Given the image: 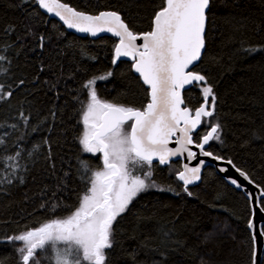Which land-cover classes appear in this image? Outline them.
<instances>
[{
  "label": "trees",
  "instance_id": "trees-1",
  "mask_svg": "<svg viewBox=\"0 0 264 264\" xmlns=\"http://www.w3.org/2000/svg\"><path fill=\"white\" fill-rule=\"evenodd\" d=\"M62 2L90 14L116 11L136 33L151 30L162 5V0ZM118 42L113 36L79 37L34 0H0V55L5 57L0 85L12 92L0 100V137L15 152L12 145L23 135L20 163L25 166L12 183L0 184V264H19L21 242L8 237L66 216L78 204L88 187L80 160L92 169L102 167L101 154L84 153L79 144L88 102L84 84L111 71L96 82L100 99L137 108L147 103L148 88L133 63L113 64ZM194 71L206 77L216 96L214 116L205 118L194 140L219 123L220 140H212L208 150L232 160L264 188V0H211L205 50ZM203 86L196 83L184 92L193 112L203 102ZM180 167L181 162L153 164L156 187L140 193L113 224L105 264H251L250 200L211 167L188 188L189 196L176 179ZM54 203L52 211L47 205Z\"/></svg>",
  "mask_w": 264,
  "mask_h": 264
},
{
  "label": "snow or ice",
  "instance_id": "snow-or-ice-1",
  "mask_svg": "<svg viewBox=\"0 0 264 264\" xmlns=\"http://www.w3.org/2000/svg\"><path fill=\"white\" fill-rule=\"evenodd\" d=\"M34 2L58 17L68 29L93 37L100 33L118 37L113 64L121 57L134 61L135 72L147 85L148 100L142 108H137L100 99L96 82L110 77L111 71L84 84L88 90V102L82 111L83 131L79 144L84 153L102 154V167L92 169L87 160H80L82 178L87 180L88 187L78 204L71 207L66 216L50 218L38 227L25 228L7 238L21 242L19 264H42V260H47L48 264H105L106 250L113 246V224L129 210V205L140 193L156 187L152 180L153 161L168 165L171 158L185 153L191 161L197 158L192 147L198 148L200 155L224 161L249 184L254 183L232 160H224L205 149L210 141L220 140L219 123L212 126L201 140L193 139V133L205 118L214 116L216 107V96L206 77L189 70L201 59L205 47L206 11L211 0H162L161 7L154 13L151 30L145 33L131 30L116 11L89 14L62 0ZM138 40L143 43L138 45ZM3 60L5 57L0 55V61ZM193 82H204L203 102L195 109L194 115L192 109L181 107L185 104L182 90ZM11 96L12 92H4L3 85H0V100ZM20 115L23 117V113ZM23 119L27 124V117ZM0 127L4 125L0 124ZM8 127L18 130L16 124ZM8 135V132L3 133L4 137ZM23 139V135L17 137V142L12 145L16 151L12 152L7 141L0 137V184L12 183L25 167L20 163L22 149L19 141ZM170 143L178 146L170 148ZM203 165L202 160L195 167L184 164L183 170L176 173V179L182 182L183 190L189 196L192 192L188 186L200 180ZM138 168L144 169L143 176L134 174ZM220 171L226 172L227 169L220 168ZM19 179L23 182L22 176ZM231 183L236 188L242 187L235 179H231ZM248 195L255 205L252 214L256 210L264 213V188L259 189V196ZM57 206L55 203L47 205L52 211ZM248 228L254 230L251 264H260L257 237H264V231L254 221L248 223Z\"/></svg>",
  "mask_w": 264,
  "mask_h": 264
},
{
  "label": "water",
  "instance_id": "water-1",
  "mask_svg": "<svg viewBox=\"0 0 264 264\" xmlns=\"http://www.w3.org/2000/svg\"><path fill=\"white\" fill-rule=\"evenodd\" d=\"M40 10L45 14V15H47V16H50V17H52L53 19H55L56 21H58L66 30H68V31H71V32H73V33H75L76 35H78L79 37H91L93 40H98V39H101V38H104V37H107V36H112L110 33H100V34H98L97 36H95V37H93V36H91L90 34H88V33H79V32H77V31H75L74 29H68L67 28V26L66 25H64L63 24V22L58 18V17H55L54 15H52V14H49V13H47L46 12V10H44V9H41L40 8ZM208 11V10H207ZM207 11H206V15H207ZM90 14V13H89ZM206 25H207V20H206ZM205 31H206V27H205ZM204 36H205V34H204ZM114 37V36H113ZM118 40H119V38L118 37H116ZM143 43V41H141V40H138L137 41V44L139 45V44H142ZM204 50H205V47H204V49L202 50V55H203V53H204ZM202 55H201V58H202ZM201 60V59H200ZM200 60L199 61H197L194 65H192L191 67H190V71H194V69L198 66V64H199V62H200ZM118 61H130V62H132L133 64H134V61L133 60H131L130 58H128V57H121ZM133 70H134V68H133ZM134 72H135V70H134ZM136 73V72H135ZM138 76H139V74L138 73H136ZM197 82H193V84H190V85H186L185 86V88L182 90V96H183V98H184V92L185 91H188L192 86H194V84H196ZM200 83V82H199ZM147 86V85H146ZM185 100V99H184ZM186 106V103L184 104V105H182L181 107H185ZM187 107V106H186ZM189 108V107H188ZM193 115H194V112H193ZM201 125H202V123H201ZM201 125L196 129V131L195 132H197V131H199L200 130V128H201ZM194 132V133H195ZM176 139V137H173V140H175ZM193 139H194V136H193ZM211 142V141H210ZM209 142V143H210ZM178 145H176L175 143H170L169 144V147L170 148H175V147H177ZM208 146H209V144L208 145H205V149L206 150H208ZM191 147V146H190ZM192 150L193 151H195V152H197V158L196 159H193V160H191V161H189L188 159H187V154L185 153L184 154V156H179V157H173V158H171V162H170V164L172 163V162H181V170H183V165L184 164H188L190 167H195V166H198L199 165V161H204V165H203V167L201 168V173H200V180L199 181H196L194 184H192V185H189L188 186V188L189 187H194V186H197L200 182H201V180H202V176H203V172H204V170L206 169V168H208V167H211V168H213L215 171H216V173L217 174H219L222 178H224L233 188H235V189H238V190H240V191H242L243 193H244V195L250 200V203H251V207H252V210L255 208V205H254V203L252 202V200L250 199V197H249V193H251L253 196H259V189H261V187H259V188H257L256 186V184L255 183H253V184H249L248 183V181H246V180H244V178L243 177H241L240 175H239V173L234 169V168H232L230 165H228V164H226V163H224V161H222V160H213V159H211L210 157H205V156H203V155H200L199 154V149L198 148H195V147H192ZM225 160V159H224ZM153 164H158L160 167H168L170 164H168V165H160L159 163H158V161H153ZM220 168H226L227 169V171L226 172H221L220 171ZM231 179H235V180H237V182L238 183H240L241 185H242V187L241 188H236V186L235 185H233L232 183H231ZM181 184H182V182L181 181H179ZM251 221H254V222H256L257 223V226H258V228L261 230V231H263V228H264V213H260L259 212V210H256L255 211V214L253 215L252 214V218H251ZM251 231V233L253 234V232H254V230H250ZM257 242H258V245H259V248H260V250H261V255L258 257V259H259V261H260V264H262V261H263V258H264V237H257Z\"/></svg>",
  "mask_w": 264,
  "mask_h": 264
},
{
  "label": "rangeland",
  "instance_id": "rangeland-1",
  "mask_svg": "<svg viewBox=\"0 0 264 264\" xmlns=\"http://www.w3.org/2000/svg\"><path fill=\"white\" fill-rule=\"evenodd\" d=\"M125 130H128V125H125ZM101 157H102V154H101ZM141 171V169H136L135 171H134V174H136V175H140V172Z\"/></svg>",
  "mask_w": 264,
  "mask_h": 264
},
{
  "label": "flooded vegetation",
  "instance_id": "flooded-vegetation-1",
  "mask_svg": "<svg viewBox=\"0 0 264 264\" xmlns=\"http://www.w3.org/2000/svg\"><path fill=\"white\" fill-rule=\"evenodd\" d=\"M146 103H144V105H145ZM129 123H131V122H129ZM154 165H157V164H154ZM180 170H181V167H180Z\"/></svg>",
  "mask_w": 264,
  "mask_h": 264
}]
</instances>
